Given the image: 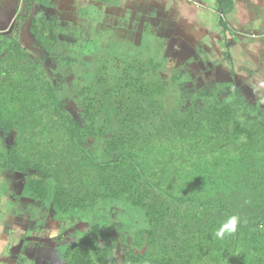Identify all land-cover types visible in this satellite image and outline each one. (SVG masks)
<instances>
[{"label":"trees","instance_id":"16d2710c","mask_svg":"<svg viewBox=\"0 0 264 264\" xmlns=\"http://www.w3.org/2000/svg\"><path fill=\"white\" fill-rule=\"evenodd\" d=\"M218 1L230 9V0ZM43 29L33 35L51 50L54 75L80 63L82 53L58 52ZM8 46L0 56V131L12 142L0 150V168L24 176L22 194L48 204L59 227L75 226L57 238L59 264H264L262 111L205 91L168 108L158 63L98 54L86 81L67 84L79 120L17 34ZM113 62L121 65L116 74ZM121 205L143 221L123 225L130 239L119 262L110 221ZM234 215L235 233L217 237Z\"/></svg>","mask_w":264,"mask_h":264},{"label":"crops","instance_id":"0c3cea01","mask_svg":"<svg viewBox=\"0 0 264 264\" xmlns=\"http://www.w3.org/2000/svg\"><path fill=\"white\" fill-rule=\"evenodd\" d=\"M15 14L19 21L8 29ZM0 18V56H7L9 40L17 34L20 46L50 79L54 56L37 45L41 36L33 35V28L41 35L39 18L46 23L42 38L59 45L58 52L73 46L71 51L84 56L108 52L121 59L154 60L159 70L177 77L172 84L179 92H189L183 103L200 91L214 92L217 98L239 96L247 112L264 113V0H230L227 12L218 0H0ZM123 43L132 47L112 53ZM223 90L227 94L219 96ZM9 135L0 131V150L9 147ZM1 174L10 178L11 187L0 195V264H59L55 213L22 194L20 173ZM60 228L63 238L75 230L67 221Z\"/></svg>","mask_w":264,"mask_h":264},{"label":"rangeland","instance_id":"374dc122","mask_svg":"<svg viewBox=\"0 0 264 264\" xmlns=\"http://www.w3.org/2000/svg\"><path fill=\"white\" fill-rule=\"evenodd\" d=\"M17 14L14 15V17L12 18V22L13 24L11 25V27H8V29L12 28L14 26V24L17 21V19L15 18ZM1 19V18H0ZM15 19H16V22H15ZM9 22H11V19L9 20ZM7 29V30H8ZM12 32V31H11ZM98 42V41H96ZM124 44V43H123ZM122 44V45H123ZM125 45V44H124ZM73 48V46H69V51H67V47H60V53L62 54H65V55H69V56H76L78 57V55L80 54V52L78 53L77 50H72L71 51V48ZM84 47V46H83ZM126 47H132L130 45H125L124 47L123 46H120L119 48L118 47H115L114 49H112V53H117V49H122L123 51L125 50ZM78 49V47H77ZM146 49H150L148 47H146ZM82 52L85 51V49H81ZM111 51V49H110ZM73 52V53H72ZM120 53L122 54L121 50H120ZM89 55H85V56H81L80 58V63H78L77 65H74L72 68H68V69H61L59 72H60V75H53L51 76V78L53 79L54 81V84L55 85H58V95L60 96V99L62 100V103L64 104L65 108L71 113L73 114L77 119L80 120V117H79V109L76 108V106L74 105V102H73V95H70L68 93V89H67V84L71 82V80L73 78H78L80 80H85L92 75L93 73V70H94V63H93V60L96 59V53H88ZM84 55V54H83ZM115 57L116 55L113 56V54H108V52L105 53V55H102V58L103 59H107L108 57ZM155 57L157 59H159V56L157 54H155ZM32 58V57H31ZM118 58V57H117ZM124 59V58H122ZM34 60V59H33ZM35 62V61H34ZM36 64V62H35ZM52 67V66H51ZM46 69V68H45ZM121 69V65L118 64V63H112L111 64V69H110V73L111 74H116L117 72H119V70ZM162 70V69H161ZM159 70V76L162 78V80L168 84V90L166 92V96H167V106L168 108H170V106H174V103H180L182 104L183 102H185L186 100L189 99V97H191V95L189 94L188 91H181L179 92V89L175 88L173 86V84L171 83H168L167 81H171V78H173L171 75V72L168 70V69H163V71ZM56 71V68H54V72ZM163 76V77H162ZM218 92V91H217ZM224 93H218L219 96H225L227 93H226V90H223ZM246 112V111H245ZM11 136V135H9ZM6 140V139H5ZM90 144H92L94 142V140L90 139L89 140ZM97 143V142H96ZM1 146V149H3V145L0 144ZM10 147V145H9ZM4 147L5 150H8L9 149ZM94 149L96 151H99L100 149L95 146ZM4 150V151H5ZM98 153V152H97ZM5 172L6 175L8 173H11V174H14L16 176L17 173L15 172H12V171H9V170H6V169H2L0 168V195L5 192L4 190L6 189V187H11V184L9 186L8 183H6L8 180H10V178H7L4 174H1ZM3 187V188H2ZM5 194V193H4ZM9 199H11V201L13 202V205H14V202L15 200H13V197L9 196L8 197ZM8 200V199H6ZM7 203V202H5ZM12 204V203H10ZM120 211L119 210H115L113 212V214H111V225H114L113 226V232H112V235H113V238H114V244H115V248H116V252H115V257L118 258V261H122V256H123V251H124V248H125V245H126V242H128V240L130 239L129 236H125L124 234V226L123 225H126V222L127 221H130V220H137L138 222H136V224H140V222L143 221L142 219V215L139 214L137 211V213L135 212V210L133 208H128L126 206H123L121 205L120 206ZM123 213V214H122ZM6 222H8L6 220ZM81 223H84L82 226H87V223L84 222V220L82 219L80 221ZM77 224V223H76ZM58 236L61 235L60 237H63V233L61 232V228L58 227ZM83 229V228H81ZM76 230V229H75ZM82 238V234L81 233H78L76 232V239L78 240L79 238ZM36 236H39L38 234H36ZM69 236V234H68ZM59 238V237H58Z\"/></svg>","mask_w":264,"mask_h":264},{"label":"clouds","instance_id":"9594fccd","mask_svg":"<svg viewBox=\"0 0 264 264\" xmlns=\"http://www.w3.org/2000/svg\"><path fill=\"white\" fill-rule=\"evenodd\" d=\"M238 221V216L234 215L230 217L228 221L220 227V229L215 233V235L219 238H223L226 232L230 234L235 233V231L237 230Z\"/></svg>","mask_w":264,"mask_h":264},{"label":"flooded vegetation","instance_id":"af4514ba","mask_svg":"<svg viewBox=\"0 0 264 264\" xmlns=\"http://www.w3.org/2000/svg\"><path fill=\"white\" fill-rule=\"evenodd\" d=\"M19 18H20V14L16 15L17 21H19Z\"/></svg>","mask_w":264,"mask_h":264}]
</instances>
